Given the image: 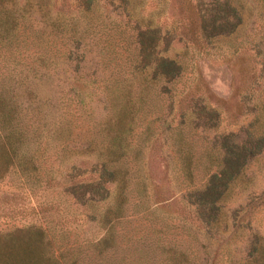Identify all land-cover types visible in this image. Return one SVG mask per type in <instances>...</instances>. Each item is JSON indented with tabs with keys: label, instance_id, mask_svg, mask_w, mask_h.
Returning a JSON list of instances; mask_svg holds the SVG:
<instances>
[{
	"label": "trees",
	"instance_id": "trees-1",
	"mask_svg": "<svg viewBox=\"0 0 264 264\" xmlns=\"http://www.w3.org/2000/svg\"><path fill=\"white\" fill-rule=\"evenodd\" d=\"M240 1L135 0L140 4L138 12L149 7L141 16H134L132 0H0V178L11 169L31 193H58L37 199L33 206L44 220L42 226H26L0 238V264H59L49 254L45 230L59 231L68 223L78 225L83 237L96 238L99 249L114 245V225L123 217L129 186L125 162L129 127L125 120L131 109H142L148 93L166 95L168 111L177 102V125L188 113L195 127L214 132L210 139L214 169L202 184L189 189L180 188L178 169L167 161L159 179L146 175V182L139 180L140 191L148 187L154 191L149 194L150 204L137 205L149 214L179 205L180 209L172 211L184 210L186 215L176 212L175 219L194 228L201 241L194 252L158 243L135 246L130 255L133 263H127L264 264V230L251 226L246 206L225 207L230 183L250 158L264 150V133L255 134L248 126L217 133L228 109L217 98L210 101L215 97L200 74L185 89L174 86L188 60L192 66L202 57L219 60L231 78L240 81L233 87L239 102L228 117L235 121L237 115L253 110L249 99L257 77L264 79V57L256 61L248 55L247 41L235 43L236 36L231 37L241 21ZM49 5L56 9L55 18L48 16ZM94 10L103 20L116 21L121 31L129 32V67L134 77L128 84L101 86L90 78L96 68L86 65L85 49L80 47L81 37L91 25L85 19ZM48 32L55 34L47 38ZM57 33L64 38L65 50L56 53L62 60L47 54ZM224 37L226 47L222 48L219 42ZM175 43L182 51L170 54ZM259 50L256 47L257 55L264 54V49ZM63 61L71 69L67 74ZM93 103L112 114L99 122L95 135L75 140L65 119L70 113L67 109H91ZM157 119L155 135L146 145L151 154L166 144L171 128L163 116ZM158 140L163 143L157 144ZM141 146L131 158L139 157ZM182 148L178 144L176 149ZM182 160L186 177H190L188 155ZM170 170L172 178L167 176ZM161 183L172 189L170 194Z\"/></svg>",
	"mask_w": 264,
	"mask_h": 264
},
{
	"label": "rangeland",
	"instance_id": "rangeland-1",
	"mask_svg": "<svg viewBox=\"0 0 264 264\" xmlns=\"http://www.w3.org/2000/svg\"><path fill=\"white\" fill-rule=\"evenodd\" d=\"M132 1L134 2L130 7H133L131 9L134 16H141L145 10H148L149 5L145 6V10L138 12L140 4L135 0ZM240 2L242 4L241 21L231 37L236 36L235 43L241 40L242 42L247 41L244 45L251 49L248 55L260 62L264 54L257 55L255 51L256 47L260 49L259 52L264 49V0H241ZM56 14V9L50 8L49 5L48 16L55 18ZM85 20L91 25L81 37L80 48L85 49V57L88 60L86 65L92 64L91 67L96 68L94 75L90 78L95 79L101 86L103 83L111 84L112 82L128 84L134 77L130 74L129 67L128 57L132 51L129 32L121 31V28L115 24L116 21L108 23L103 20L97 10L90 11ZM54 34V32H48L45 37L50 38ZM58 34L51 43L49 42L50 50L47 54L52 59L62 60L57 57L56 53L65 50L64 38ZM226 39L224 37L219 42L222 48L226 47L224 44ZM253 45L257 46L253 47ZM238 48V52L241 53L240 45ZM180 51L182 47L176 43L169 49L170 54ZM186 64L174 86L178 90L185 89L190 84L191 78L200 74L203 82L215 97L210 98V101L217 98L224 102L220 105L228 109V112L222 114L223 117L215 130L217 133L236 131L242 126H248L255 134L264 133V79L262 77H257L253 94L249 99V103L254 104L253 110L237 115L234 121L228 115L231 110L233 111L234 105L239 102L238 97L233 93V87L240 83L239 79L236 77L232 79L230 71L219 60L213 61L202 57L197 59L193 66L190 60ZM61 65L63 70L67 69L64 74L70 72L71 69L67 67L66 61L61 62ZM256 67H258L257 64ZM134 87L133 84L132 91L135 90ZM166 105H168L166 95L148 93L142 109H131L127 114L125 121L129 127L127 141L130 147L125 162L128 169L129 186L126 190L127 202L124 204L123 217L114 225L116 235L114 245L112 247L102 246L99 249L96 245L97 239L83 237L84 232L79 229L78 225L75 227V223H68L67 227L59 231L45 230L46 238L49 239V254L56 259L57 263L128 264L130 255L134 253V247H140L143 244L158 243L164 245L165 248L169 246L178 249L186 248L189 252H194L198 248L197 242L201 241V236L194 228H188L175 219L179 213L180 215L185 214L184 210L176 211L179 213L172 211L180 209L179 205H173L167 211H158L155 214H149L143 207L137 205L138 203L142 205L144 201L145 205L150 204L152 198L149 194L154 191L151 187L140 191L139 180L143 178L146 182V175L159 179L162 175L160 173L162 165L166 161L170 163V167L173 165L178 169L176 170L177 182L181 189H189L202 184L208 173L214 169L215 151L210 145L214 132L195 127L188 113L183 116V123L177 125L180 118L177 102L174 101L171 111L166 109ZM67 112L70 113L65 115V119L68 121L69 129L72 131L71 135L75 140H84L95 135L96 129L101 125L99 122L109 118L112 114V112L104 113L98 103H93L91 109H67ZM159 116H163L171 128L166 144L162 145L159 151L155 150L154 154H151L146 145L155 135ZM159 140L157 144L163 143ZM178 144L183 148L177 150ZM140 145L142 146L139 157L131 158ZM185 155H188L190 162V177H186L187 173L183 170L182 157ZM143 159L146 165H142L141 160ZM10 170L0 178V238L22 230L26 226H42L44 220L35 212L33 206L37 204V199L39 201L50 196H58V193L50 192V190H37L31 193L27 187L21 185L19 177ZM173 174L172 170L167 172L168 177L172 178ZM161 187L169 189V194L172 191L165 183H161ZM64 197L67 198L61 195L62 199ZM261 199H264V150L250 158L237 178L230 183L225 207L233 209L246 206V215L248 213L251 226L263 232L264 201ZM86 233L89 237L93 235L91 231ZM96 234L98 236V231H95L94 235ZM130 261L133 263V260ZM153 261V264H160L156 260ZM148 263L152 264L150 261ZM162 264H169V262Z\"/></svg>",
	"mask_w": 264,
	"mask_h": 264
}]
</instances>
